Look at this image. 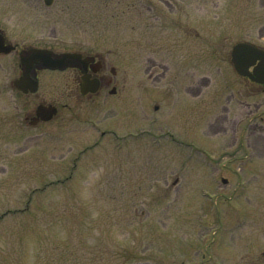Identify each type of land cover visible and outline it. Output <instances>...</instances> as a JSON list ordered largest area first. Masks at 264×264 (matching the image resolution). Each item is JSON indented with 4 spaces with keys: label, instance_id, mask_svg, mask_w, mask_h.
<instances>
[{
    "label": "rangeland",
    "instance_id": "obj_1",
    "mask_svg": "<svg viewBox=\"0 0 264 264\" xmlns=\"http://www.w3.org/2000/svg\"><path fill=\"white\" fill-rule=\"evenodd\" d=\"M63 1L99 11L69 12L62 45L96 46L127 86L120 98L66 96L31 129L5 88L0 264H262L229 243L264 248V84L240 77L230 51L264 46V0ZM0 4L6 19L18 13ZM73 75L48 73L45 87L74 88ZM208 244L227 257L207 261Z\"/></svg>",
    "mask_w": 264,
    "mask_h": 264
},
{
    "label": "flooded vegetation",
    "instance_id": "obj_2",
    "mask_svg": "<svg viewBox=\"0 0 264 264\" xmlns=\"http://www.w3.org/2000/svg\"><path fill=\"white\" fill-rule=\"evenodd\" d=\"M14 1L15 5H18V13L12 16L13 19L9 20L0 15V96L4 95L6 88L18 100L15 106L14 121H16L19 128L31 129L55 121L61 110L68 107L66 102H62L60 105L58 101L72 94L80 98H92L97 95L101 96V94L111 98L121 97L123 90L127 86V80L115 63L107 61L101 50L96 48V46L79 44L64 47L58 34L67 16L69 14L73 15L69 12L75 11L76 13L78 11L81 15L89 13V11L98 13V6L93 4L92 7L95 8L90 9V6L81 4L78 6L80 9H77L63 0ZM165 1L169 7L176 6L175 1ZM143 5L148 10L152 8L151 0H143ZM20 8L24 12L21 15H19L22 12ZM163 16L164 12L159 15V17ZM83 19L82 17V21ZM87 21L90 22L89 19ZM176 21L178 22L179 20ZM243 41L264 49V46L260 43L249 40ZM36 49L49 51L54 58L60 57L59 55L63 53H73L75 55L68 57L62 67H48L44 65L40 56L35 55ZM124 61L126 62L127 60ZM146 61H148L147 70L156 65V59L152 56H147ZM258 62L259 60H256L248 69L251 71ZM52 72L73 73L74 88L65 86L59 93L48 92L44 83L45 75ZM243 78L251 83L259 84L251 81L246 76H243ZM91 80H96L97 82L95 91L82 93L81 83L84 86L87 85L86 88H89ZM35 82L36 87L32 89ZM49 106H55L56 111L51 117L47 118L48 113L45 108ZM157 107V105H154V108ZM110 132L116 136L114 129ZM216 216L219 221V213H216ZM229 243H232L231 247L236 249L233 258L241 256L239 253L241 252L240 249L246 247V250L252 251L255 255H259L261 252L262 264H264V248L260 251V245L250 246L245 241H235L233 239ZM221 253L222 251H219L218 248L209 245L205 248L204 257L209 262L213 258H217L218 254L219 256L227 257L224 253Z\"/></svg>",
    "mask_w": 264,
    "mask_h": 264
},
{
    "label": "water",
    "instance_id": "obj_3",
    "mask_svg": "<svg viewBox=\"0 0 264 264\" xmlns=\"http://www.w3.org/2000/svg\"><path fill=\"white\" fill-rule=\"evenodd\" d=\"M35 55L40 56L44 65L48 67H62L64 61L68 57H73L75 54L73 53H63L59 55L60 57L54 58L49 51H43L40 49H36ZM256 60L259 62L253 67L252 71L248 69L250 65H252ZM231 61L235 70L243 76H247L253 81L264 83V50L255 47L249 43L238 42L234 45L231 51ZM87 82V81H84ZM89 88H86L87 85L84 86L81 83V92L86 93L88 91H95L97 87L96 80H91ZM34 84V83H33ZM36 87V82L32 89ZM48 113L47 118L51 117L52 114L55 113L56 108L54 106H49L45 108Z\"/></svg>",
    "mask_w": 264,
    "mask_h": 264
}]
</instances>
